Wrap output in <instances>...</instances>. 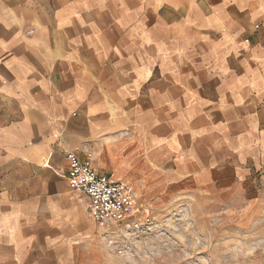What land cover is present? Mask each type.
Returning a JSON list of instances; mask_svg holds the SVG:
<instances>
[{
	"label": "crops",
	"instance_id": "0c3cea01",
	"mask_svg": "<svg viewBox=\"0 0 264 264\" xmlns=\"http://www.w3.org/2000/svg\"><path fill=\"white\" fill-rule=\"evenodd\" d=\"M67 152L148 209L253 205L264 0H0V264H72L96 227Z\"/></svg>",
	"mask_w": 264,
	"mask_h": 264
},
{
	"label": "rangeland",
	"instance_id": "374dc122",
	"mask_svg": "<svg viewBox=\"0 0 264 264\" xmlns=\"http://www.w3.org/2000/svg\"><path fill=\"white\" fill-rule=\"evenodd\" d=\"M252 186L247 208L239 197L176 193L149 206L141 226L96 223L72 264H264V181Z\"/></svg>",
	"mask_w": 264,
	"mask_h": 264
},
{
	"label": "built area",
	"instance_id": "2783aa9c",
	"mask_svg": "<svg viewBox=\"0 0 264 264\" xmlns=\"http://www.w3.org/2000/svg\"><path fill=\"white\" fill-rule=\"evenodd\" d=\"M66 160L69 185L87 197V211L95 223L133 228L148 220L149 209L139 202L133 188L101 172L89 154L79 157L67 152Z\"/></svg>",
	"mask_w": 264,
	"mask_h": 264
}]
</instances>
